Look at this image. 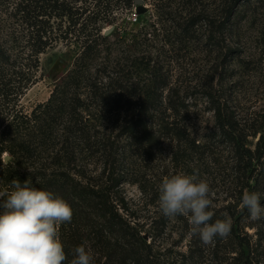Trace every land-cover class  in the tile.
Listing matches in <instances>:
<instances>
[{
  "label": "trees",
  "instance_id": "16d2710c",
  "mask_svg": "<svg viewBox=\"0 0 264 264\" xmlns=\"http://www.w3.org/2000/svg\"><path fill=\"white\" fill-rule=\"evenodd\" d=\"M205 1L155 4L162 14L175 16L173 36L182 42L197 41L200 30L209 29L207 43L218 46L224 66L234 52L226 35L262 0H213V9ZM134 5L135 0H0V185L30 179L33 187L71 205L72 222L60 229L69 259L76 246L85 244L94 264H155L153 243L133 219L122 192L125 168L118 157L155 156L173 143L179 149L182 144L196 146L190 139L187 105L169 88V78L148 71L150 77H141L146 69L140 46L150 40V33L140 38L117 23L119 10ZM106 24L114 25L109 36L103 34ZM59 44L79 47L77 62L47 102L26 110L22 99L41 79V56ZM208 99L214 110V139L227 146L236 182H243L237 201L241 204L245 190L256 192L264 208V126L249 135L227 101L222 105L212 93ZM250 136L258 139L251 142ZM7 154L22 160L26 171L13 160L6 163ZM101 160L105 164L98 173L93 166ZM108 171L104 180L102 173ZM238 207L229 208L232 235L215 238L214 254L232 238L240 253L224 260L216 255L218 264L228 259V264H252L250 243L241 234L249 214L246 208L235 211ZM216 219L220 217L214 213L210 223Z\"/></svg>",
  "mask_w": 264,
  "mask_h": 264
},
{
  "label": "rangeland",
  "instance_id": "374dc122",
  "mask_svg": "<svg viewBox=\"0 0 264 264\" xmlns=\"http://www.w3.org/2000/svg\"><path fill=\"white\" fill-rule=\"evenodd\" d=\"M144 1L148 8L146 14L138 15L135 5L133 9L121 8L117 23L140 38L150 33V40L140 46L142 69H146L141 71V77H150L145 73L148 71L154 77L162 74L169 78V88L178 92L187 105L185 115L191 129L190 139L196 140V146L182 144L179 149L173 143L165 145L155 156L121 155L118 157L119 164L125 168L122 192L129 202L133 219L138 221L148 241L153 243L152 259L155 264H218L220 261L216 255L224 260L240 253L237 240L225 239L221 252L214 254L215 244L206 246L198 237H189L190 225L186 217L168 218L162 214L159 188L165 176L181 172L193 174L196 171L209 183L214 193L209 210L217 213L220 219L227 214L233 225L229 208L239 206L234 210L241 209L237 199L243 182H236L227 146L214 139L215 117L208 94H216L222 105L227 101V107L241 125L246 126L249 135L264 126V0L249 12L247 9L246 18L243 15L244 19L226 35L234 52L224 66L218 46L207 43L209 29L202 28L197 41L182 42L179 37L173 36L176 32L175 16L162 14L155 0ZM205 5L214 8L213 0L205 1ZM178 19L181 20L182 16L178 15ZM113 27L106 24L104 31ZM79 53L80 49L75 45L59 44L41 56V79L22 99L26 110L32 111L49 100L56 85L73 70ZM145 54L147 57L144 59ZM217 91L221 93L217 94ZM257 139L249 137L251 142ZM188 147L192 149L188 150ZM173 148H176L175 154ZM11 160L15 167L26 171L22 160L10 158L9 162ZM104 164L105 160H101L93 167L101 173ZM108 175L109 171L104 175L102 173V178L107 180ZM262 225L264 221L250 218L241 224L242 237L250 243L252 264H264V233L259 232L261 228L264 231ZM230 261L228 259L224 264Z\"/></svg>",
  "mask_w": 264,
  "mask_h": 264
},
{
  "label": "clouds",
  "instance_id": "9594fccd",
  "mask_svg": "<svg viewBox=\"0 0 264 264\" xmlns=\"http://www.w3.org/2000/svg\"><path fill=\"white\" fill-rule=\"evenodd\" d=\"M214 193L209 183L198 172H183L165 176L159 188V208L168 218L186 217L190 225L189 237L196 236L203 245H212L215 238L231 234L232 220L210 223ZM0 264H94L90 248L76 246L69 259L61 240L60 229L73 219L71 205L51 191L32 186L31 180L23 184L13 179L0 188ZM241 208L249 218H261L259 194L244 191Z\"/></svg>",
  "mask_w": 264,
  "mask_h": 264
},
{
  "label": "water",
  "instance_id": "95a60500",
  "mask_svg": "<svg viewBox=\"0 0 264 264\" xmlns=\"http://www.w3.org/2000/svg\"><path fill=\"white\" fill-rule=\"evenodd\" d=\"M145 1L144 0H135V6H136V8H137V13L139 14V15H144V14H146L147 13V11H148V8L145 6ZM114 31V27L113 28H111V29H106L105 31H104V35L105 36H109V35H111L112 34V32ZM10 156L7 154V155H5V162H9L10 161Z\"/></svg>",
  "mask_w": 264,
  "mask_h": 264
},
{
  "label": "built area",
  "instance_id": "2783aa9c",
  "mask_svg": "<svg viewBox=\"0 0 264 264\" xmlns=\"http://www.w3.org/2000/svg\"><path fill=\"white\" fill-rule=\"evenodd\" d=\"M139 15V14H138ZM136 20H137V17H136Z\"/></svg>",
  "mask_w": 264,
  "mask_h": 264
}]
</instances>
